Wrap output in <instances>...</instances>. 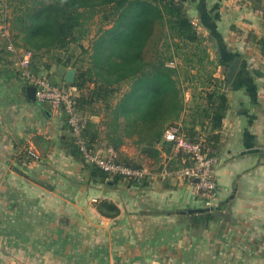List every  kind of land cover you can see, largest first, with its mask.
<instances>
[{
  "label": "crops",
  "instance_id": "crops-1",
  "mask_svg": "<svg viewBox=\"0 0 264 264\" xmlns=\"http://www.w3.org/2000/svg\"><path fill=\"white\" fill-rule=\"evenodd\" d=\"M183 1L210 58L224 61L214 71L222 86L239 60L223 87L212 205L187 180L93 176L65 151L61 107L27 100L17 63L0 64V264H264V56L255 43L264 10L249 0ZM102 199L118 214H101Z\"/></svg>",
  "mask_w": 264,
  "mask_h": 264
},
{
  "label": "trees",
  "instance_id": "trees-1",
  "mask_svg": "<svg viewBox=\"0 0 264 264\" xmlns=\"http://www.w3.org/2000/svg\"><path fill=\"white\" fill-rule=\"evenodd\" d=\"M0 3V23L8 31L7 37L0 36V64L16 62V52L7 48L11 43L16 51L29 53L27 68L32 74L41 76L53 65L73 68L71 83L78 88L75 108L87 117L81 135L91 149L100 140L98 123L86 115L97 114L91 113L95 104L103 109L105 147L114 149L115 162L142 165L120 151L125 138H130L151 160L150 165L159 164L161 151L170 149L162 140L168 126H175L189 140L202 134L206 144L217 147L227 94L214 71L224 61L210 58L206 38L183 0H17L10 11L9 0ZM254 8L263 9L257 3ZM96 17L95 32L84 46L81 40L89 35ZM255 43L264 56V36L255 37ZM72 44L85 53V63L60 53ZM61 81L51 82L68 83L64 76ZM64 148L83 161L72 132ZM179 159L180 154L169 166H178ZM88 167L101 180L115 183L121 179L95 165ZM126 181L135 186L147 184V179ZM97 209L106 216L119 212L106 199L98 202Z\"/></svg>",
  "mask_w": 264,
  "mask_h": 264
},
{
  "label": "built area",
  "instance_id": "built-area-1",
  "mask_svg": "<svg viewBox=\"0 0 264 264\" xmlns=\"http://www.w3.org/2000/svg\"><path fill=\"white\" fill-rule=\"evenodd\" d=\"M0 36H8L4 23H0ZM7 48L16 52L18 65L16 71L27 85L35 86L37 101L49 102L53 106L61 107L65 114V122L75 136V142L84 163L95 165L111 176L119 175L123 180L157 177L170 181H191L203 205L205 207L212 205L217 197V183L213 175V166L217 157L210 145L205 143L202 134H197L195 140H189L179 134L175 126H168L163 130L162 140L169 143L170 153L166 154L159 164H149V166L142 164L139 167H133L115 162L116 153L110 145L91 149L81 135L87 117L81 115L75 108V97L78 95L77 86L72 83L56 85L43 76L30 73L27 68L29 53L16 51L11 43H8ZM27 152L29 156L35 154L31 149ZM178 154H180L179 165L170 167V160L176 158ZM195 178L198 180L195 181Z\"/></svg>",
  "mask_w": 264,
  "mask_h": 264
},
{
  "label": "rangeland",
  "instance_id": "rangeland-1",
  "mask_svg": "<svg viewBox=\"0 0 264 264\" xmlns=\"http://www.w3.org/2000/svg\"><path fill=\"white\" fill-rule=\"evenodd\" d=\"M11 3V7L9 8L8 11L13 9V4L15 5L17 0H9ZM252 4V6H254V3L259 4L261 6V8H263L264 10V0H249ZM0 10H1V3H0ZM97 17L95 18V21L93 23L90 24V32L89 35L86 38H83L81 40V43L84 46H87L89 44V40L91 39L92 35L95 32L96 29V21H97ZM262 19H264V16L262 17ZM60 53L63 56H67L69 54H72V59H77V60H81L84 59L82 62L85 63L86 59H85V53L81 50V48L78 46V44H72L69 50H61ZM72 69V68H60L57 66H52L51 69L49 71H43L41 73V76L49 79L50 81H57L58 83H61L62 81V77L65 75L66 71ZM125 88V86L122 87V90ZM186 95V94H185ZM102 107V104H101ZM91 113H97V114H86L88 115L91 119H93L94 121H96L98 123V129H99V136H100V140L97 143L98 147H102L104 148L106 145V141H105V130L106 125L103 122V109L99 108V105L95 104L94 107L92 108V112ZM120 151L121 153L141 162L142 164L149 166V162L151 161L146 155L142 154L139 151V148L133 144L131 142L130 138H125V142L120 146Z\"/></svg>",
  "mask_w": 264,
  "mask_h": 264
},
{
  "label": "water",
  "instance_id": "water-1",
  "mask_svg": "<svg viewBox=\"0 0 264 264\" xmlns=\"http://www.w3.org/2000/svg\"><path fill=\"white\" fill-rule=\"evenodd\" d=\"M238 58L234 59L228 66V71H227V77H226V80L223 84V87L226 88L227 85L229 84V82L231 81L234 73H235V70L238 66ZM74 76H75V71L74 69H69L66 71L65 75H64V80L68 83H71L73 82L74 80ZM25 93L27 95L28 98H30L32 101L36 102L37 101V98L35 96V86L34 85H26V88H25ZM198 179L195 178V181H197Z\"/></svg>",
  "mask_w": 264,
  "mask_h": 264
}]
</instances>
